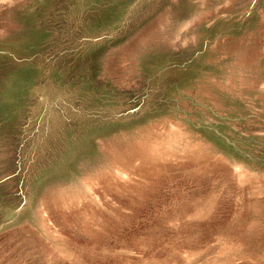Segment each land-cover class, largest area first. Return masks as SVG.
Here are the masks:
<instances>
[{"label": "rangeland", "instance_id": "374dc122", "mask_svg": "<svg viewBox=\"0 0 264 264\" xmlns=\"http://www.w3.org/2000/svg\"><path fill=\"white\" fill-rule=\"evenodd\" d=\"M0 264H264V0H0Z\"/></svg>", "mask_w": 264, "mask_h": 264}]
</instances>
